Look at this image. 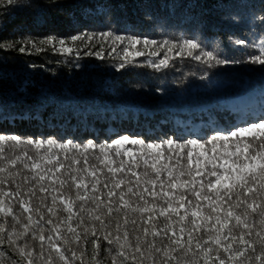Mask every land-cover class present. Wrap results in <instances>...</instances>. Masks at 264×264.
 Listing matches in <instances>:
<instances>
[{"label": "trees", "instance_id": "obj_1", "mask_svg": "<svg viewBox=\"0 0 264 264\" xmlns=\"http://www.w3.org/2000/svg\"><path fill=\"white\" fill-rule=\"evenodd\" d=\"M105 33L111 35L105 36ZM116 36L122 39L116 40ZM130 38L140 42L133 47ZM145 40L155 43L145 44ZM185 40H193L200 46L192 50V56L187 54L186 48L180 51ZM261 47H264V0H14L11 4L8 0H0V135L18 136L21 141L54 139L60 144L71 141L83 146L91 142L96 146L87 152L81 147L69 149L67 153L53 147L51 151L65 164V168L56 173L61 178L72 172L83 175L91 186L93 178L76 171L84 166L83 160L87 157L88 164L97 169L101 182L98 187L102 188L105 179L111 176L108 167H117L121 160L126 169L131 166L143 181L146 168L150 176L155 175L144 160L148 159L149 165L153 161L147 155L148 150H142L140 145L126 144L121 155L116 156L114 141L123 135L146 143H163L167 139L203 141L217 132L227 133L264 117V66L250 59L260 54ZM125 48L133 55L126 57ZM201 50L227 58L230 63L209 62ZM138 51L144 55H134ZM195 55L201 58L194 59ZM162 60L165 64H160ZM121 64L124 67H120ZM106 145L113 147L102 152L101 146ZM0 147L4 149L0 154L4 157L0 159V167L20 173L15 183L9 181L0 187L15 191L16 184H20L21 196L6 198V203L11 200L21 221L15 227L22 232L28 215L39 219L36 212L24 213L18 203L19 199H29L24 194L29 185L22 182L21 176L33 175L24 168L25 163L32 161L22 154L27 152L39 160L48 146L37 150L34 144L17 145L6 141ZM129 148L135 161L123 155ZM162 150L165 156H173L170 164L175 165L179 150L169 151L166 144ZM186 151L179 154L184 155ZM197 151L194 150V160ZM16 156L21 159L13 167L8 160ZM105 156L116 163L106 167L107 161L101 163ZM73 157L81 163L72 164ZM40 163L42 168L52 167V164ZM164 163L169 162L160 160L157 167ZM181 164L187 168L186 160ZM5 177L7 173H0V179ZM115 178L125 179V190L129 179L135 182L131 173L119 172ZM161 178L167 181L166 171ZM183 179L188 177H181ZM43 183L48 192L41 193L36 186V194L31 196L30 202L34 208L40 207L47 219L49 214L41 206L40 197H47L45 203L50 205L52 196L59 195L54 191L59 185L48 180ZM61 191L75 197L74 187ZM116 199L113 197L114 202ZM131 199L133 205L143 203L135 197ZM80 204L77 200L73 209V225L77 223L75 213ZM56 206L59 217L68 215L59 201ZM85 206L94 207L91 201ZM83 215L86 223L99 228L98 221H91L87 213ZM128 215L137 220V226L141 224L140 213L129 211ZM5 220L6 227L11 230L13 218L0 213V222ZM249 220L255 221V227L253 235L246 238L256 243L259 252L261 246L255 232L262 227L260 216L253 214ZM157 223L162 225L163 217ZM41 224L44 234H51L55 239V234L50 232L51 226L44 221ZM112 227L114 221L110 229ZM128 229L129 238L135 243L133 226L129 224ZM32 231H38V226H33ZM60 231L70 243L65 245L60 240L57 243L69 257L70 249L77 254L83 251V264H95L94 256L99 264H112L114 256L122 259L116 256V246L103 241L100 232L101 246L97 254L91 243L94 237L90 234L87 242L76 243L71 241L73 234L66 231V226ZM148 239H152L151 235ZM156 240L161 243L160 237ZM25 243L39 251V241L32 239L31 232L17 241L20 245ZM44 246L47 255V241ZM52 255L55 258V253ZM14 261H20L15 246L8 242L0 244V264H13ZM56 264L62 262L57 259ZM72 264H81V261L73 259Z\"/></svg>", "mask_w": 264, "mask_h": 264}, {"label": "snow or ice", "instance_id": "obj_2", "mask_svg": "<svg viewBox=\"0 0 264 264\" xmlns=\"http://www.w3.org/2000/svg\"><path fill=\"white\" fill-rule=\"evenodd\" d=\"M13 2L14 0H8L9 4ZM79 38L73 37V39ZM115 39L122 38L116 36ZM139 42L136 38L129 39L133 47ZM148 43L155 42L145 40V44ZM199 47L195 41L185 40L180 51L182 53L186 48L187 54L192 56V50ZM65 51L71 52V49H65ZM124 53L126 57L133 55L127 48L124 49ZM201 54L207 57L209 62L214 60L216 64L230 63L227 58H219L212 52L201 50ZM134 55L139 56L144 53L138 51ZM193 58L199 60L201 56L195 55ZM250 59L252 63L264 66V47H261L259 55ZM233 62L240 63V61ZM160 64H165V61H160ZM120 67L124 65L121 64ZM6 141L15 142L17 145L34 144L37 150L44 148L45 145L48 146L45 154L39 156V160L29 156L27 152L22 154L32 161L31 164L25 163L24 168L33 172V175L21 176L22 182L29 185L27 192L24 193L29 199H19L18 203L24 213L39 214L37 220H34L32 215L27 216V222L22 224V232L15 227V224H20L21 221L13 210L11 200L9 199L6 203V198L21 196L20 184H16L15 191L0 187V213H3L5 217L11 216L14 221L11 230L6 227V220L0 222V244L8 242L15 246L20 261H14L13 264H56L57 259L62 264H72L73 259H78L83 264V251L77 254L70 249L71 257H69L62 250L60 243H57L58 240L63 241L65 245L70 243L69 238L60 231L62 226H66V231L73 234L72 242L80 243L82 240L87 242L89 234L94 237L91 243L97 254L101 246V238L98 236L100 232L103 241L109 245H115L116 256L122 258L117 260L114 256L112 264H146V262L147 264H200L201 260L203 264H264V199L260 198L264 196V117H261L259 122H252L248 126L239 127L227 133L217 132L210 139L203 141L190 139L178 142L167 139L163 143H146L142 139H130L129 135H123L114 141L115 155L120 156L121 149H124L126 144L140 145L142 150H148L147 155L153 162L149 165V160L145 159L144 164L150 167L155 175L150 176L146 168L143 173L145 179L141 181V175L133 171L131 166L126 169L121 160L117 167H108L111 176L105 179L102 188L98 187L101 182L97 177V169L94 165L88 164L87 157H84V166L76 171L92 177L91 186L83 175L72 172H68L65 178L56 175L65 168V164L60 162L57 153L51 151L53 147L60 148L65 153L69 149L79 150L83 147L84 152H87L96 147L91 142L81 146L71 141L63 144L54 139L39 142L21 141L18 136L0 135V145ZM164 144L169 147V151L179 150L175 165L170 164L173 156H165L162 150ZM111 147L113 145L101 146V151ZM185 149L187 151L184 155H180L179 153L184 152ZM194 150H198L195 153V160L193 159ZM3 152L4 149L0 147V154ZM123 155L131 157L133 161L136 160L130 148L124 150ZM0 159H4L3 155H0ZM20 159L21 156H16L8 160V163L15 167ZM65 159H68L67 155ZM160 160H166L169 163L157 167ZM185 160L187 168L181 164V161ZM40 161L52 164V167L42 168ZM105 161H107L106 167L108 164L116 163L114 159L109 160L107 156L101 163ZM80 163V160L72 158V164ZM164 171L167 172V181L161 178ZM119 172L131 173V176L135 177L134 184L131 179L127 181L126 190L125 179L115 178ZM0 173H7V177L0 179V185H5L9 181L15 183V177L20 175L19 172L13 173L6 167H0ZM185 176L188 179L181 180V177ZM213 177L215 179H211ZM46 180L59 185V188L54 189L59 195L52 196L50 205L45 203L47 197H40L41 206L49 214L47 219L41 212V208H34L30 202L31 196L36 194V186H39V192H48V187L43 183ZM65 187L76 189L74 198L61 191ZM103 189H107V192L104 193ZM117 189L120 191L117 192ZM180 189L184 191H179ZM113 197L117 198L115 202ZM132 197L143 203L133 205ZM77 200L81 204L75 213L77 223L73 225V209ZM57 201L64 205L63 210L68 213L66 217H59ZM88 201H91L94 207H86ZM238 209L243 210L237 211ZM129 211L141 214L139 226L136 219L129 218ZM84 213H87L91 221H98L99 228L96 224L86 223ZM114 213H121V215L114 216ZM253 214L260 216L259 223L262 226L255 232L261 246L259 252L256 243L246 238L253 235L255 221L249 220ZM161 217H163L162 225L157 223ZM41 221L51 226L50 232L55 234V239L51 234H44L45 230ZM113 221L114 227L110 229ZM129 224L133 226L135 243L129 238ZM33 226H38V231L33 232ZM30 232L32 239L39 241V251L29 248L27 243L17 244L18 240L28 236ZM195 233H201V235L196 236ZM149 235L152 237L151 240L148 239ZM157 237L161 238L160 244L157 243ZM165 239L167 243H164ZM45 241L48 242L47 255ZM237 244L240 247H234ZM52 253H55V258ZM189 256L192 259H184ZM196 257L200 259H195ZM93 260L95 264H99L95 256Z\"/></svg>", "mask_w": 264, "mask_h": 264}]
</instances>
